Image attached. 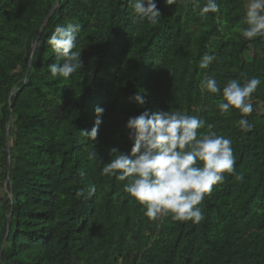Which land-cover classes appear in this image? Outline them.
Returning <instances> with one entry per match:
<instances>
[{"label":"trees","instance_id":"trees-1","mask_svg":"<svg viewBox=\"0 0 264 264\" xmlns=\"http://www.w3.org/2000/svg\"><path fill=\"white\" fill-rule=\"evenodd\" d=\"M155 2L161 17L152 24L130 0H61L38 39L57 0H0V264H264V83L248 116L222 113V91L200 87L210 76L221 90L231 79L264 81V36L241 35L245 0H217L220 10L206 16V0ZM68 23L81 25L73 51L84 68L65 79L50 72L63 58L48 39ZM206 52L216 59L200 69ZM138 91L142 107L132 99ZM97 106L105 111L93 141L83 131ZM169 110L230 138L244 177L225 174L198 205V223L171 213L149 219L127 181L102 172L110 149L130 154V117ZM90 184L97 191L85 198Z\"/></svg>","mask_w":264,"mask_h":264},{"label":"clouds","instance_id":"clouds-1","mask_svg":"<svg viewBox=\"0 0 264 264\" xmlns=\"http://www.w3.org/2000/svg\"><path fill=\"white\" fill-rule=\"evenodd\" d=\"M175 2L166 0L168 5ZM130 4L139 21L158 23L161 12L155 0H130ZM219 10L217 0H206L201 15ZM244 21L247 26L240 29L243 38L264 36V0H245ZM80 30L79 23L58 25L48 39L52 50L63 58V63L50 65L53 76L67 79L84 68L80 55L73 51ZM215 59V55L206 52L198 67L207 69ZM262 83L264 81L258 77L245 78L244 82L231 79L221 90L216 78L210 76L201 82L200 87L212 94L222 91L224 102L217 104L222 113L235 108L243 116H248L253 112L250 98ZM132 99L144 106L145 92L138 91ZM104 111L103 107H95L94 126L90 131H83L93 141L103 122ZM205 126L207 131L200 132ZM238 126L243 131L251 127L244 118L238 121ZM212 127L204 119L180 110L144 111L126 122L129 138L134 139L130 154L117 148L110 149V155L115 156L104 165L102 172L118 181H127L124 191L144 207V215L149 219L171 213L174 220L198 223L203 219L198 205L214 185L225 181V174L233 175L236 180L244 179L243 174L236 172L231 139L218 135ZM96 191V186L90 184L85 198L92 197ZM77 194L85 196L84 189Z\"/></svg>","mask_w":264,"mask_h":264},{"label":"water","instance_id":"water-1","mask_svg":"<svg viewBox=\"0 0 264 264\" xmlns=\"http://www.w3.org/2000/svg\"><path fill=\"white\" fill-rule=\"evenodd\" d=\"M60 3H61V0H57V4H56V6H55V7L53 8V10L51 11L50 15H49L48 18L46 19V21H45V23H44V25H43L41 31L39 32V34H38V36H37L38 39L41 37V34H42V32H43V30H44V28H45V26H46L48 20H49V19L51 18V16L54 14L56 8L60 5ZM35 49H36V45L33 46V51H35ZM10 127H11V120H10L9 125H8V127H7V141H8V145L10 144V137H9ZM8 152L10 153V149L8 150ZM10 198L12 199V194H10ZM10 221H11V219H10V217H9V223H10ZM8 233H9V231H7V234H6V237H5L4 243H5V241H6V238H7Z\"/></svg>","mask_w":264,"mask_h":264},{"label":"rangeland","instance_id":"rangeland-1","mask_svg":"<svg viewBox=\"0 0 264 264\" xmlns=\"http://www.w3.org/2000/svg\"><path fill=\"white\" fill-rule=\"evenodd\" d=\"M252 55H253L252 54V48L249 47L248 52H246V54H245V58L247 60H250L252 58ZM3 191L6 193V183L3 184ZM9 198H10V195H9Z\"/></svg>","mask_w":264,"mask_h":264}]
</instances>
